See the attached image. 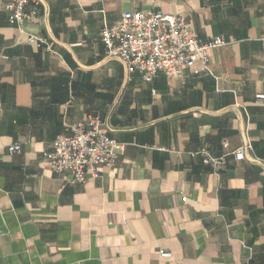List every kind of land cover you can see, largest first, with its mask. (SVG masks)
<instances>
[{
    "label": "crops",
    "instance_id": "0c3cea01",
    "mask_svg": "<svg viewBox=\"0 0 264 264\" xmlns=\"http://www.w3.org/2000/svg\"><path fill=\"white\" fill-rule=\"evenodd\" d=\"M4 1L0 264H264V0H39L22 31ZM148 10L225 41L207 73L145 82L105 56L100 29ZM90 116L125 146L98 178L71 184L43 153ZM202 148L225 165L203 163Z\"/></svg>",
    "mask_w": 264,
    "mask_h": 264
},
{
    "label": "built area",
    "instance_id": "2783aa9c",
    "mask_svg": "<svg viewBox=\"0 0 264 264\" xmlns=\"http://www.w3.org/2000/svg\"><path fill=\"white\" fill-rule=\"evenodd\" d=\"M39 0H5L2 8L10 24L22 31L24 23L38 17ZM98 38L104 46L106 57L117 58L126 67L127 73L138 71L145 82L158 73L169 79L181 76L184 69L207 73L208 51L225 44L221 37L203 41L192 31L182 14L125 11L111 25H104ZM27 41L50 49L46 40L28 35ZM264 100V95H257ZM68 133L57 136L44 151L48 167L56 173L69 175L71 184H82L88 178H98L100 167L114 166L124 143L110 137L97 116L66 125ZM9 153L20 151L19 143L8 145ZM202 162L214 169L225 165V157H215L206 148L198 151ZM235 160L244 158L243 149L233 152ZM161 257L170 253L160 251Z\"/></svg>",
    "mask_w": 264,
    "mask_h": 264
},
{
    "label": "water",
    "instance_id": "95a60500",
    "mask_svg": "<svg viewBox=\"0 0 264 264\" xmlns=\"http://www.w3.org/2000/svg\"><path fill=\"white\" fill-rule=\"evenodd\" d=\"M3 223H2V219H1V216H0V230H4V227H3V225H2Z\"/></svg>",
    "mask_w": 264,
    "mask_h": 264
}]
</instances>
